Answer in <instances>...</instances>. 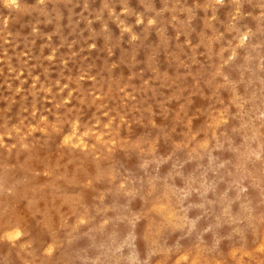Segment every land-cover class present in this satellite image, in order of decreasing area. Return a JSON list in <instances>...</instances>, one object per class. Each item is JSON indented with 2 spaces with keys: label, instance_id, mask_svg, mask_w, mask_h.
<instances>
[{
  "label": "rangeland",
  "instance_id": "obj_1",
  "mask_svg": "<svg viewBox=\"0 0 264 264\" xmlns=\"http://www.w3.org/2000/svg\"><path fill=\"white\" fill-rule=\"evenodd\" d=\"M0 264H264V0H0Z\"/></svg>",
  "mask_w": 264,
  "mask_h": 264
},
{
  "label": "bare ground",
  "instance_id": "obj_2",
  "mask_svg": "<svg viewBox=\"0 0 264 264\" xmlns=\"http://www.w3.org/2000/svg\"><path fill=\"white\" fill-rule=\"evenodd\" d=\"M8 1H9V0H8ZM10 1L13 2V3H16V0H10ZM243 32H244V31H243ZM241 33H242V32H241ZM245 35H246V34H245ZM239 36H240V35H239ZM242 36H243V34H242ZM245 38H248V36L246 35ZM237 40H238V39H237ZM73 124H74V123H73ZM72 126H73V125H72ZM75 126H76V125L74 124L73 127H75ZM73 130L77 131V128H76V127H75L74 129L72 128V131H73ZM75 131H74V132H75ZM71 134H72V133H70V135H71ZM72 135H73V134H72ZM72 135H71V136H72ZM66 136H68V135L63 136V138L66 137ZM71 136H70V137H71ZM68 137H69V136H68ZM77 139H81V138H77ZM66 140H67V139H66ZM69 140H70V139H69ZM69 140H68V141H69ZM79 142H82V141H79ZM125 192H126V191H125ZM155 207H156V206H155ZM162 208H163V207H162ZM156 210H157V209H156ZM158 210H159V209H158ZM158 210H157V211H158ZM161 210H162V209H161ZM169 217H171L170 214H169ZM167 218H168V217H167ZM18 224H19V223H18ZM177 225H178V224H177ZM21 231H22V229H21ZM18 235H19V234H18ZM18 235H17V236H18ZM255 250H256V249H255ZM260 251H261V249H260ZM196 261H197V260H196ZM194 262H195V261H194Z\"/></svg>",
  "mask_w": 264,
  "mask_h": 264
}]
</instances>
